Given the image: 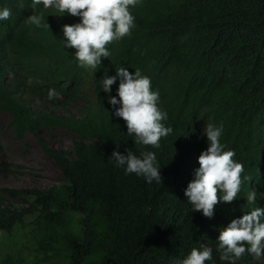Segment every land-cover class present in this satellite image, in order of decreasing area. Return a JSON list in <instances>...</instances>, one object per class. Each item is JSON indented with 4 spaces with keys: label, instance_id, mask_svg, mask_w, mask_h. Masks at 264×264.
I'll list each match as a JSON object with an SVG mask.
<instances>
[{
    "label": "trees",
    "instance_id": "16d2710c",
    "mask_svg": "<svg viewBox=\"0 0 264 264\" xmlns=\"http://www.w3.org/2000/svg\"><path fill=\"white\" fill-rule=\"evenodd\" d=\"M10 1L0 0V7L11 8ZM130 10L136 27L107 46L111 55L102 58L100 72L139 68L153 87L189 104L194 118L213 114L236 123L250 104L264 116V0H142ZM42 11L53 33L74 23H62L67 17L53 9ZM13 18L19 19L12 13ZM250 69L262 76L244 80ZM203 85L213 89L212 101L198 94ZM172 106L171 99L165 101L164 108ZM13 114L11 128L21 143L29 131L64 124L38 112ZM92 120L94 130L78 128L77 136L97 139L100 145L76 140L74 148L58 150L38 140L61 172V185L0 188V264H179L193 247H215L210 242L219 236H214L216 222L190 212L173 178L177 173L168 174L158 157L161 185L125 175L108 161L116 143L122 153L130 149L138 154L141 146L108 110ZM0 167V174L12 172V164ZM9 200L23 205L12 206ZM213 255L215 264H224L215 251ZM238 264L261 263L246 253Z\"/></svg>",
    "mask_w": 264,
    "mask_h": 264
},
{
    "label": "clouds",
    "instance_id": "9594fccd",
    "mask_svg": "<svg viewBox=\"0 0 264 264\" xmlns=\"http://www.w3.org/2000/svg\"><path fill=\"white\" fill-rule=\"evenodd\" d=\"M141 3L11 0V8L0 7V99L6 108L0 114L10 117L12 131L14 112H38L64 123L29 131L25 140L40 130L64 129L71 134L68 148L53 147L42 138L37 143L42 139L54 149L69 150L76 140L100 145L97 139L79 138L77 129L93 131L92 117L108 110L135 146H141L138 154L130 149L122 153L116 143L108 161L150 185H161L162 163L168 174L177 173L173 178L190 212L217 224L214 236H219L210 242L215 247H193L179 264H215L214 251L224 264H238L246 253L264 264V116L250 104L236 123H224L213 114L194 118L189 104L165 88L153 87L139 68L99 70L102 58L111 55L107 46L132 34L136 22L130 9ZM41 9H53L67 17L62 23H74L53 33ZM12 13L19 19H10ZM261 76L250 69L243 79L254 82ZM212 90L203 85L198 94L212 101ZM168 99L174 106L164 108Z\"/></svg>",
    "mask_w": 264,
    "mask_h": 264
},
{
    "label": "rangeland",
    "instance_id": "374dc122",
    "mask_svg": "<svg viewBox=\"0 0 264 264\" xmlns=\"http://www.w3.org/2000/svg\"><path fill=\"white\" fill-rule=\"evenodd\" d=\"M9 121L6 113L0 114V162L12 164V172L0 174V188L47 190L61 185L64 180L61 172L42 151L37 139H45L51 146L65 149L71 146V134L64 129L40 130L35 135L29 134L21 143L13 138ZM9 203L15 207L23 205L21 201L9 200Z\"/></svg>",
    "mask_w": 264,
    "mask_h": 264
}]
</instances>
